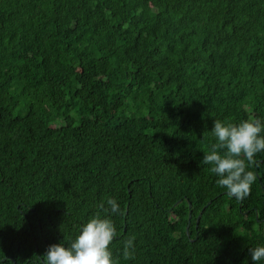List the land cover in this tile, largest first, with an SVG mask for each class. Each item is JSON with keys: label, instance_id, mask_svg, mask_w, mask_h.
I'll list each match as a JSON object with an SVG mask.
<instances>
[{"label": "trees", "instance_id": "obj_1", "mask_svg": "<svg viewBox=\"0 0 264 264\" xmlns=\"http://www.w3.org/2000/svg\"><path fill=\"white\" fill-rule=\"evenodd\" d=\"M249 117L264 0H0V264H43L108 198L116 264H253L264 152L242 201L201 164Z\"/></svg>", "mask_w": 264, "mask_h": 264}, {"label": "clouds", "instance_id": "obj_2", "mask_svg": "<svg viewBox=\"0 0 264 264\" xmlns=\"http://www.w3.org/2000/svg\"><path fill=\"white\" fill-rule=\"evenodd\" d=\"M211 133L216 143L204 152L201 164L211 166L210 171L218 177L216 183L227 190L230 198L242 201L250 195L257 178L249 169L255 163L256 155L264 152V121L256 117L239 123L215 119ZM99 209L81 226L79 234L68 246L63 243L48 246L42 255L43 264H116L109 246L118 233L107 214H120L121 209L114 198L107 199V207L101 202ZM101 212L106 215L102 217ZM134 239L123 242L125 260L134 259ZM249 256L253 264H260L264 261V245L250 247Z\"/></svg>", "mask_w": 264, "mask_h": 264}]
</instances>
